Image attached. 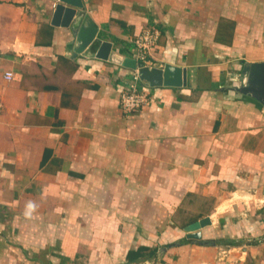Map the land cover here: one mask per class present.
<instances>
[{
  "label": "crops",
  "instance_id": "obj_1",
  "mask_svg": "<svg viewBox=\"0 0 264 264\" xmlns=\"http://www.w3.org/2000/svg\"><path fill=\"white\" fill-rule=\"evenodd\" d=\"M82 2L127 58L157 28L151 67L187 85L140 79L126 112L133 69L72 53L60 0H0V264H264V104L239 82L264 0Z\"/></svg>",
  "mask_w": 264,
  "mask_h": 264
},
{
  "label": "water",
  "instance_id": "obj_2",
  "mask_svg": "<svg viewBox=\"0 0 264 264\" xmlns=\"http://www.w3.org/2000/svg\"><path fill=\"white\" fill-rule=\"evenodd\" d=\"M58 13L67 12V23L72 31V53H85L87 56H97L112 62L132 68L138 67L139 78L150 86H183L187 85V70L173 64L164 67H150L138 65L136 59L127 58L123 54L112 50L113 43L103 40L99 35V27L86 12L82 0H60L57 6ZM240 90L253 93L264 104V61L246 62L240 73ZM204 222H196L189 228V236L201 237L200 226Z\"/></svg>",
  "mask_w": 264,
  "mask_h": 264
},
{
  "label": "built area",
  "instance_id": "obj_3",
  "mask_svg": "<svg viewBox=\"0 0 264 264\" xmlns=\"http://www.w3.org/2000/svg\"><path fill=\"white\" fill-rule=\"evenodd\" d=\"M161 32L157 28H149L143 31L140 35H137L132 42L134 43V57L138 65H146L151 67V58L155 47L157 46ZM5 77L7 79L13 78V72L6 71ZM140 78L138 75V67L133 70L132 81L128 88L121 93V106L126 112L135 111L141 106L150 101L149 92L138 86ZM3 104L0 101V111ZM264 240V238H263ZM262 241V239H258Z\"/></svg>",
  "mask_w": 264,
  "mask_h": 264
},
{
  "label": "trees",
  "instance_id": "obj_4",
  "mask_svg": "<svg viewBox=\"0 0 264 264\" xmlns=\"http://www.w3.org/2000/svg\"><path fill=\"white\" fill-rule=\"evenodd\" d=\"M147 251V250H146ZM145 249H139L137 252H136V258L137 257H140L142 255H144V253L146 252ZM150 255H155L156 253V250H150L148 251ZM135 257H133L132 259H136Z\"/></svg>",
  "mask_w": 264,
  "mask_h": 264
},
{
  "label": "rangeland",
  "instance_id": "obj_5",
  "mask_svg": "<svg viewBox=\"0 0 264 264\" xmlns=\"http://www.w3.org/2000/svg\"><path fill=\"white\" fill-rule=\"evenodd\" d=\"M156 264H165V263H163V262H161V261H158Z\"/></svg>",
  "mask_w": 264,
  "mask_h": 264
}]
</instances>
